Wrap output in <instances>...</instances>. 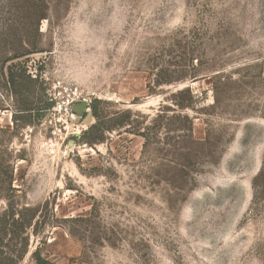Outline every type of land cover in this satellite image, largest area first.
<instances>
[{
	"label": "rangeland",
	"instance_id": "1",
	"mask_svg": "<svg viewBox=\"0 0 264 264\" xmlns=\"http://www.w3.org/2000/svg\"><path fill=\"white\" fill-rule=\"evenodd\" d=\"M1 14L0 264H264V0Z\"/></svg>",
	"mask_w": 264,
	"mask_h": 264
},
{
	"label": "trees",
	"instance_id": "2",
	"mask_svg": "<svg viewBox=\"0 0 264 264\" xmlns=\"http://www.w3.org/2000/svg\"><path fill=\"white\" fill-rule=\"evenodd\" d=\"M13 3H14V0H0V11H1V13H2V10H3L4 7H7V6L8 7H13ZM31 8L36 12V10L38 9V5L36 3L32 2L31 3ZM1 13H0V42L5 39V36H7L8 34H11V32L13 31L11 23L14 21V20H11V19H13V18H11V19H8L9 21H8V23H6L5 21H3ZM42 19H45L44 14H39L35 18V33L36 34L39 33L38 25H39V21H41ZM13 35H14V33H13ZM20 47H21V49H23V52H22L21 56H19V55L16 56L15 55L12 58H4L6 56H3L2 61L0 63V75L6 79L5 80V84L7 86H9L10 92L13 95V97H15V98L19 97L21 95L19 89H22V88H21V86L19 84V81H23L24 79H28V78L26 76L21 77L16 72H13V69L16 70L15 67H13V66L9 67L7 65H8L9 62H11V61H13L15 59H18L20 57H23V56L29 55L31 53H36L37 52L36 44H32L31 46H25L26 48L24 46H22V45ZM0 51L4 53L3 55H6L5 54L6 52H5L4 49H1ZM21 72H23V71H21ZM181 107L183 108V106H181ZM21 111H33V110L30 109V108L26 109V108L22 107L21 110H19L17 112H21ZM142 136L145 137L144 134H142ZM8 185L10 186V182H9Z\"/></svg>",
	"mask_w": 264,
	"mask_h": 264
},
{
	"label": "built area",
	"instance_id": "3",
	"mask_svg": "<svg viewBox=\"0 0 264 264\" xmlns=\"http://www.w3.org/2000/svg\"><path fill=\"white\" fill-rule=\"evenodd\" d=\"M54 111L59 120L68 117L71 114V100L65 99L58 101L54 107Z\"/></svg>",
	"mask_w": 264,
	"mask_h": 264
},
{
	"label": "water",
	"instance_id": "4",
	"mask_svg": "<svg viewBox=\"0 0 264 264\" xmlns=\"http://www.w3.org/2000/svg\"><path fill=\"white\" fill-rule=\"evenodd\" d=\"M80 108H81V110H80ZM73 113L74 112H77L78 113V115H80V114H82V112H83V105L82 104H76L75 106H74V111H72Z\"/></svg>",
	"mask_w": 264,
	"mask_h": 264
}]
</instances>
